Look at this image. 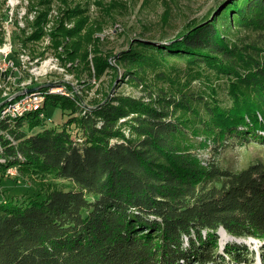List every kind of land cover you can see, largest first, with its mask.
<instances>
[{
	"label": "trees",
	"instance_id": "obj_1",
	"mask_svg": "<svg viewBox=\"0 0 264 264\" xmlns=\"http://www.w3.org/2000/svg\"><path fill=\"white\" fill-rule=\"evenodd\" d=\"M67 1L36 0L42 9L27 22L32 34L23 43L42 36L58 2L52 48L69 59L82 48L97 51L103 25ZM201 19L185 21L163 43L133 40L116 56L136 81L144 69L186 62L191 75L172 81L170 92L85 108L73 94L47 95L44 106L79 111L61 128L46 127L36 112L0 120V170L15 167V179L37 192L25 202L0 200V264H254L236 245L224 249L228 259L219 255L216 233L264 248V165H200L193 151L209 142L213 152L264 144V0H223ZM220 78L227 104L218 96Z\"/></svg>",
	"mask_w": 264,
	"mask_h": 264
},
{
	"label": "rangeland",
	"instance_id": "obj_2",
	"mask_svg": "<svg viewBox=\"0 0 264 264\" xmlns=\"http://www.w3.org/2000/svg\"><path fill=\"white\" fill-rule=\"evenodd\" d=\"M7 1L0 0V25L10 18L8 28L13 46L11 59L20 69V75L14 84L7 86L10 97L20 96L19 84L23 83L26 84L28 91L46 88L50 90V95H61L58 92L61 89L66 94H73V99L79 103V108H85L116 96L149 101L156 98L159 91L170 92L172 81H184L191 75V72L187 71L186 62L170 61L171 67H153L147 71L144 69L142 80L136 81L127 76L124 65L116 62V56L119 52L128 50L133 40L163 43L173 39L181 32L185 21L202 20L207 12L223 0H104L102 6H98L96 0H68L69 7L80 6L91 19H97L103 25V29L94 36L100 41L99 49L77 50L75 59L67 58L60 48L55 51L52 48V41L49 40V32L53 30L61 6L58 2H53L48 10L49 14L46 17L48 21L41 27L42 36L23 43V40L32 34L27 22H31L35 11H40L42 8L36 5V0ZM105 6L108 12L104 11ZM250 37L253 38V34H250ZM262 40L264 45V33ZM18 55L24 57L22 62L17 59ZM103 61L108 67L101 65ZM32 67L35 68L33 74L36 80L30 78ZM159 74L163 77L160 78ZM215 83L219 89V98L224 104L229 103L225 78H220ZM193 84H197V81ZM44 102L45 100L38 107L37 117L46 127L53 125L54 128H61L67 119L79 115V111L71 115L70 112L61 111L52 105L44 106ZM68 128L73 137L79 136L75 125H70ZM37 131L39 127L31 133ZM196 140L200 142L203 138ZM207 146L209 147L196 148L193 151L200 165L210 160L216 162L219 167L232 171L241 170L257 162L264 165V144L247 141L243 144H232L215 152L214 149H210L212 146L210 142ZM17 177L19 176L15 167L0 170V200L12 198L18 202H25L37 198L34 187L25 180H16ZM47 182L63 187V182L54 181L52 178H48ZM216 234L218 254L227 259L230 256L224 252L232 245H236L241 253L246 252L247 258H252L254 264H259L258 258L256 260L258 255L264 257L263 242L251 238H234L221 229Z\"/></svg>",
	"mask_w": 264,
	"mask_h": 264
},
{
	"label": "built area",
	"instance_id": "obj_3",
	"mask_svg": "<svg viewBox=\"0 0 264 264\" xmlns=\"http://www.w3.org/2000/svg\"><path fill=\"white\" fill-rule=\"evenodd\" d=\"M9 2V0L7 1ZM9 19H6L4 24L0 25V30L3 34V41L0 44V99L2 102L0 104V120L6 118H19L25 114L36 112L38 113V107L42 104L45 100L47 95H50V90L43 89H36L32 91L26 90V84H19L21 87V93L18 97H10L8 94V85H13L17 77L20 75L19 65H16L15 62L11 59L13 54V46L10 39V31H9ZM22 55H18L17 59L22 62L23 60ZM35 70L34 67L30 70V75L33 79L36 80V77L33 74ZM28 85V83H27ZM61 95H69L65 92H62L60 89L58 91ZM39 115V114H38ZM42 116V114H40Z\"/></svg>",
	"mask_w": 264,
	"mask_h": 264
},
{
	"label": "water",
	"instance_id": "obj_4",
	"mask_svg": "<svg viewBox=\"0 0 264 264\" xmlns=\"http://www.w3.org/2000/svg\"><path fill=\"white\" fill-rule=\"evenodd\" d=\"M227 1H230V0H227Z\"/></svg>",
	"mask_w": 264,
	"mask_h": 264
}]
</instances>
